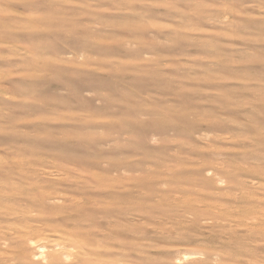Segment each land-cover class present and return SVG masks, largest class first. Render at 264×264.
I'll use <instances>...</instances> for the list:
<instances>
[{
  "label": "rangeland",
  "instance_id": "rangeland-1",
  "mask_svg": "<svg viewBox=\"0 0 264 264\" xmlns=\"http://www.w3.org/2000/svg\"><path fill=\"white\" fill-rule=\"evenodd\" d=\"M0 264H264V0H0Z\"/></svg>",
  "mask_w": 264,
  "mask_h": 264
}]
</instances>
